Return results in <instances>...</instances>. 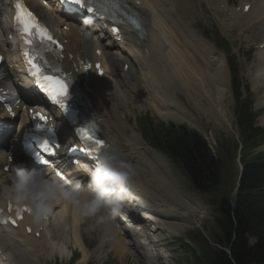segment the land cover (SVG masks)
Segmentation results:
<instances>
[{
    "label": "bare ground",
    "instance_id": "bare-ground-1",
    "mask_svg": "<svg viewBox=\"0 0 264 264\" xmlns=\"http://www.w3.org/2000/svg\"><path fill=\"white\" fill-rule=\"evenodd\" d=\"M113 1L116 4L121 5L122 9H127L128 6H132L131 0H125V3L127 5L123 4L124 0ZM144 1L146 2L147 10L138 13L140 23L144 29V33L136 36L135 45L137 49V57L141 59V62L145 67V71H140L138 85L136 79L134 89H137L139 86L141 91L142 89L147 91V95L146 97H144V99L147 101V104L150 103L153 113L158 118L163 120L181 121V118L179 116L171 114L167 110H165L166 108H163V99H161L162 97L159 95V91L163 81H174L172 75L169 74V63L167 64L165 61H162L163 54L167 53L169 54L167 61L173 62L175 65L174 68H176V65H178L180 66L181 71H183V69L188 70L193 75V77L198 78L200 81L203 80L205 81V83L211 85V87H209L211 88V90L206 86V92L203 95V98L208 100L204 102L198 100L200 95L197 93L195 94L193 91V94L195 95L191 97L193 101H195L196 104L199 107H202L207 113H212L213 110H219L225 101L227 90L225 88L227 77L224 72L226 68L223 58L222 60H214V48H212L205 42L203 43L198 34L193 32L183 24L182 19L176 12L179 8L178 4L176 3L178 0ZM215 1L217 0H214V2ZM242 1L246 2V4H250L251 8L247 14H239L240 23L244 24V31L251 30L257 32L252 38V42L255 43V45L263 44L264 0ZM32 6L37 11L40 17L42 15L46 17L45 12L42 8L38 7L35 4H32ZM250 24L252 25V27L249 30ZM1 29H3V27L0 25V30ZM70 37V35L65 34L62 36V40L67 41L66 44L69 46L70 43L73 44L74 49L84 53V57L77 59V63L81 66V69L84 72L81 62L87 59H94L91 53L92 49L90 47H87L88 45H91V42L81 44V40L73 38L70 39ZM174 38L176 39L175 42H177V39H179L181 45L176 46L177 43L174 45L172 43V40ZM93 43L95 46L97 45L95 41ZM108 46L109 45L107 44L103 47L102 59L107 62L109 68H111L113 72H116L117 61L123 59L124 56L123 54L117 52L115 47L110 48ZM0 50L5 53L6 57L10 53L9 47L4 37L1 35ZM109 51H111V55L108 54ZM260 52L262 60L260 62L261 64L259 66V69L264 71V52ZM211 60H213L212 63ZM91 72L92 70L88 71L89 74ZM254 76H256V74ZM260 77L256 76L255 80L257 81ZM187 80H190V78H187ZM175 83H177V81ZM86 84L88 85V82H86ZM27 94L33 96L30 93ZM87 98L89 99L88 95ZM113 98L115 97L105 96L100 99L101 109L100 112H96L95 114V122L99 125L101 134L109 138L114 143V149L122 155L123 159L131 163L136 171V175L132 183L134 185V188L137 190L136 204L138 206V209L147 211L150 215L154 216L159 221L160 227L166 233L173 236H179V234L183 230V227H188L186 223L188 217H190L192 220L203 219L206 215V210L195 201L190 199L188 196L182 194L173 185V181L169 179L165 173L164 177H157L154 174H152V176L157 180L167 198L159 195L156 191H152L144 187V176L142 178L141 175L143 174H141L138 170V168L141 169V167L139 165H135L131 161V158H142L144 155H146L147 157L152 159L155 153L149 150L141 142L138 136H126L127 133L124 132L125 125L121 121L123 119L120 115L121 113L117 111L114 105H112ZM122 105L125 106L124 103H122ZM42 111L45 114H54L51 108H45L42 109ZM1 116L4 118V120H7L6 115L2 114ZM19 117L20 122H22L23 113H21ZM225 118L228 119V115L225 116ZM58 121L59 124H62L60 120ZM63 137L66 138L67 136ZM4 157V155H0V161H2ZM6 176V174L0 173V178ZM6 202L7 198L4 195H0V206L4 205ZM54 204H56L57 206L52 207L51 221H54L53 224H51L50 222L48 225L46 222H40L38 223V225H35L31 218H25L23 223L32 227L33 232L31 235H26L22 231L18 232L14 230H11L9 234L0 235V246L3 249L4 254H6V262L1 264H40L39 260L41 256L49 257L52 254H57L59 257L62 256L63 252L60 251L59 247H62L63 245L62 243H58L54 240L51 233V228L55 227V225H59L58 223L64 220V216L66 214L70 220L69 228L71 230L73 245H82V240L79 235V227L86 218L78 214L67 201H57ZM56 210L58 211L56 212ZM123 214L124 211L119 216H122ZM93 219L94 220H91L95 224L94 228L98 229L102 233V239L100 241L101 246L104 244H108L110 246V250L113 251L115 255H118L121 258L129 256L130 249H141V247H143L144 252L141 255L144 261H146V263L148 264H154L156 258L152 254V249L149 246L147 247L145 245L144 239H139L137 236V245L136 247H134L132 243H130V237H128L127 239H123L118 235V231L112 228L110 220L101 223L98 222L96 218ZM178 223L183 224L178 225ZM39 227H42L43 231L40 233L39 238H35L34 232ZM57 229L58 232H60L58 226ZM66 252L67 251H64V253ZM138 252L139 251H137V253ZM84 255H87L85 259ZM33 257L35 258V260H32ZM89 257V254L84 248L82 258L78 261L79 264H85Z\"/></svg>",
    "mask_w": 264,
    "mask_h": 264
},
{
    "label": "rangeland",
    "instance_id": "rangeland-1",
    "mask_svg": "<svg viewBox=\"0 0 264 264\" xmlns=\"http://www.w3.org/2000/svg\"><path fill=\"white\" fill-rule=\"evenodd\" d=\"M184 1L185 0H178L176 2L179 7L177 9L179 11V13L177 12L179 16H180V13L184 11L180 16V18L183 21V24L186 27L189 26L192 31L203 34L204 36H206V34H209L208 35L209 42L214 43V41L217 40L218 41L217 43L219 45H222L223 43L221 40H224V42L227 43V44L225 43L227 46L226 52L231 57L236 58L237 66L239 70V77L241 78L243 85L249 88V92L251 96L253 98H256V102H254L255 104L254 109L257 110L260 106L264 104L263 90L261 89V86H263L264 84V75L263 76L260 75L261 77L258 78L257 81H255L254 75L255 74L259 75L260 72L257 73V70L254 69L253 67L256 65H259L260 58H256L255 56H251V55L245 56V53L247 49L249 48V40L253 37L252 36L253 32H251L250 34H242L241 32H239V29L232 31V29L227 28V26L223 27L222 25H223V22L225 21L224 18L214 15V12L212 10L211 4L213 3V0H192L186 4L188 5V7L182 10L180 9V7L185 6ZM232 3H234V5L236 4L234 0H227V5H231ZM186 23L188 24V26ZM216 33L218 34L219 37H217ZM175 41L176 39L174 38L172 40V43L174 45L176 43H177L176 46L181 45V42L179 39H177V42ZM216 47L219 48L217 45ZM260 55H261V52H260ZM168 56L169 54L167 53L163 54L162 61H165L167 64L169 63L168 64L169 74L172 75L174 81H169V82L163 81L162 86L159 91L160 92L159 95L162 97L161 99H164L166 97V93L168 90L167 88H169L171 86L169 84H172V83L183 84L184 86L182 87L187 89V90L179 89L174 94L178 93V98L190 110L189 116L190 115L193 116L192 120L195 122L196 130H198L207 139L212 149V152L222 162L224 166V173H223L224 193H226L227 195H230L234 189L235 184H237L236 178L238 175V168H239L236 162V158L238 154L237 148H238V145L242 141L241 136H243V134L237 127V123H236L235 103L233 100L232 89H231V75L228 70L227 63H226L227 72L226 70H224L225 75L227 77V80L225 82V84L227 83L226 84L227 90H226L225 101L223 104L225 105V110L228 115V119L224 120L220 118L217 114L216 115L214 114L215 116L211 115L212 116L211 117L207 115H198L195 111L191 110L182 92L190 93V91H194V93L196 94L197 92H195V90H198L199 86L207 84L206 86L209 88L211 87V85L208 83H205V81L203 80L200 81L198 78L193 77V75L188 70L183 69V71H181L180 70L181 68L178 65H176V68H174L175 67L174 63L167 61ZM225 58H226V55H225ZM184 72H188V73H184ZM182 77L183 79L184 77L186 79L190 78V80H186V79L183 80ZM180 80L181 82L183 80V82L181 83ZM176 81L177 83H175ZM137 85H138V79H137ZM138 88L140 87L138 86ZM209 89L211 90V88ZM245 95L246 93L243 90V96ZM193 96L195 95L193 94V92H191L190 97H193ZM169 97L170 96L166 97V99L168 100ZM203 99L200 96L198 100L203 101V102L208 100V99H204V100ZM164 106L167 108L168 111L171 110L168 107V101L164 104ZM150 117L157 120L155 115L152 113H150ZM229 121H230L231 128L228 127ZM256 126L264 129V119L263 118L259 119ZM135 132L139 133L140 128L138 127L135 130ZM126 136L130 137V135H127V134ZM134 137H137V136H134ZM260 152H264V145L256 149L254 152L249 153L248 157L253 154L260 153ZM167 173H168L167 176H169L168 178L170 179L171 177L173 179V182L178 186V188L180 189L182 193L189 194L190 196L197 198L200 201V203L205 205L208 209V215H207V211L205 215V217L206 216L207 217L206 218L204 217L205 219L203 218V220H201L200 222L188 219L191 223V226L183 227L184 232L183 233L181 232L182 236L184 237L185 241L190 243L193 246V248L196 250H199L202 246L204 247V249H206V247L208 246L211 247L212 245H210L211 244L210 240L208 239L209 241H206L204 238V236L209 237V235L215 231V222H214L213 212H212V208L209 206L208 199L203 194L197 192L192 187V185L188 182V180L182 177L175 168L171 167V171H167ZM218 194L222 195L221 193H218ZM65 219L67 220L68 225H69L70 220L66 214L64 216V220L58 223L59 225H55V227L51 228V233L53 235L54 240L58 243H62L63 245L62 247H59L60 251L63 252V255L60 257L57 254H52L49 257L41 256L39 260L40 264H71L70 263L71 261H73V264H75L76 262H74V260L80 257V255L77 254L78 251L76 248L82 249V252H83L84 247L82 245H78V244L73 245V239L71 238V234H68L66 231ZM90 219L94 220L93 218H90ZM57 226L59 227L60 232H58ZM79 235H80L81 240H83L82 244L84 243L87 246L88 248L87 251L91 253L93 257V259L90 260L88 264H101L102 262L106 260V253H108V258L110 262L109 264H143L141 257L139 256V254H137L136 250H129L130 252L129 257H124V258H121L118 255H115L113 251H111V253L108 252L109 246L106 244H104L106 246L102 247L104 248V250L94 251V248L96 247L98 248L99 244L101 246L100 239H102L101 233L98 232L96 229L92 230V232H88L86 229H81V230L79 229ZM165 235L166 234L164 233L163 237H167ZM191 237L193 238V240L190 239ZM171 242L172 243H168L165 246L160 245L158 247H154V252H152V254L153 255L155 254V256H157L158 258V261L156 262V264H177L178 262L183 261V259L185 258V255L182 253L179 243L173 239L171 240ZM67 249L70 251V254L74 257L73 259L72 258L68 259L70 258V255ZM161 249L165 252L166 251L172 252V253H169L170 257L167 261L165 258H163L162 256L163 252ZM64 251H67V252L64 253ZM138 251L142 254L144 252V249H138ZM86 256L87 255H84V259L86 258ZM171 259H172V262L170 261ZM32 260H35V258L33 257ZM76 264H79V262H77Z\"/></svg>",
    "mask_w": 264,
    "mask_h": 264
},
{
    "label": "trees",
    "instance_id": "trees-1",
    "mask_svg": "<svg viewBox=\"0 0 264 264\" xmlns=\"http://www.w3.org/2000/svg\"><path fill=\"white\" fill-rule=\"evenodd\" d=\"M240 87L239 80L234 78L236 98L239 97ZM254 119L251 104L247 102L241 110L239 122L247 135L260 131L253 129ZM244 137L247 139L248 136ZM180 154L186 160L188 171L200 190L211 191L217 186V163L201 138L192 134L191 143L180 146ZM218 213L220 233L215 234L212 240L215 244L228 247L230 254L216 250L213 260L207 264H233L232 261L235 264H264V154L257 156L251 163H244L238 191L232 200L228 198L222 202ZM246 235L255 238L256 244L248 247Z\"/></svg>",
    "mask_w": 264,
    "mask_h": 264
},
{
    "label": "clouds",
    "instance_id": "clouds-1",
    "mask_svg": "<svg viewBox=\"0 0 264 264\" xmlns=\"http://www.w3.org/2000/svg\"><path fill=\"white\" fill-rule=\"evenodd\" d=\"M136 175L131 163L118 152L104 149L88 170V182H60L46 177L40 170L14 167L12 173L0 178V190L17 206L31 209L34 223L44 220L57 201H67L85 218L105 222L121 215L129 185Z\"/></svg>",
    "mask_w": 264,
    "mask_h": 264
},
{
    "label": "snow or ice",
    "instance_id": "snow-or-ice-1",
    "mask_svg": "<svg viewBox=\"0 0 264 264\" xmlns=\"http://www.w3.org/2000/svg\"><path fill=\"white\" fill-rule=\"evenodd\" d=\"M70 2L80 7L86 6L88 12L93 11V8L90 6V0H70ZM14 6L16 9L14 21L21 41V52L26 63L30 66L31 74L36 77V82L48 92V95L50 99H52L53 103L59 104L62 109H66V104L64 103V100L67 98L66 84L58 79H54L53 77L43 75L40 71L39 65L35 63L36 55H34V53L37 52L36 42L39 41L40 45L55 42L52 40V37L47 30L36 21L33 14L23 6L21 0H15ZM131 22L134 25L139 26L138 20L133 19ZM112 31L117 32L118 30L113 28ZM97 68L99 69V65H97ZM9 111H11V108H9ZM36 115L39 119L46 120V118L39 113ZM48 131L51 130L49 129ZM77 131L84 140L92 143V150L90 154L98 152L100 148L103 147L104 142L96 139L88 128H80ZM39 147L42 152H51L50 142L47 139L43 140L39 144ZM9 210H11V205L9 206ZM25 211L31 212V209L27 207L18 208L17 218H20L21 213ZM0 222L6 223L8 221ZM11 222L15 224L14 220Z\"/></svg>",
    "mask_w": 264,
    "mask_h": 264
}]
</instances>
